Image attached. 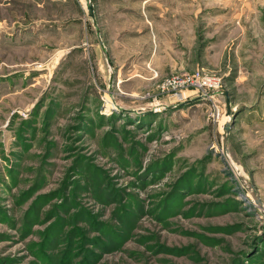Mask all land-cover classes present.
Wrapping results in <instances>:
<instances>
[{"label": "rangeland", "instance_id": "1", "mask_svg": "<svg viewBox=\"0 0 264 264\" xmlns=\"http://www.w3.org/2000/svg\"><path fill=\"white\" fill-rule=\"evenodd\" d=\"M91 3L0 0V264H264V0Z\"/></svg>", "mask_w": 264, "mask_h": 264}, {"label": "built area", "instance_id": "2", "mask_svg": "<svg viewBox=\"0 0 264 264\" xmlns=\"http://www.w3.org/2000/svg\"><path fill=\"white\" fill-rule=\"evenodd\" d=\"M222 87L220 77L205 74L202 70H196L191 74L172 75L164 80L159 88L162 94L170 93L175 100L183 102V92L188 88L207 94L210 91L220 90Z\"/></svg>", "mask_w": 264, "mask_h": 264}, {"label": "water", "instance_id": "3", "mask_svg": "<svg viewBox=\"0 0 264 264\" xmlns=\"http://www.w3.org/2000/svg\"><path fill=\"white\" fill-rule=\"evenodd\" d=\"M85 5H86V9H87L89 17L91 19H94V10H93V5L91 3V0H85ZM97 36L99 38V34H97ZM99 43H100V46H102V48H103V45H102L100 38H99ZM215 95H223L226 98V101H225V103H226V116H227L228 120H227V122H225V124L222 127V130H223V134H222L223 155L226 158V160L228 161L230 167L232 168L233 172L237 176L240 183L248 190V192H249L251 198L253 199L255 205L258 208H262L263 206H262L261 200H260L259 195H258L256 189L254 188L253 184L242 177L241 173L239 172V170L237 169V167L235 166V164L233 163V161L229 155L228 142H229L230 130H231V127L233 125V117H234L233 112L234 111L231 109L227 91H225L223 89L216 90V91H210L206 95L201 96L200 99H205L208 96H215ZM162 109H163L162 107H157L155 111L160 112V111H162ZM142 111L151 112L152 110H142Z\"/></svg>", "mask_w": 264, "mask_h": 264}]
</instances>
